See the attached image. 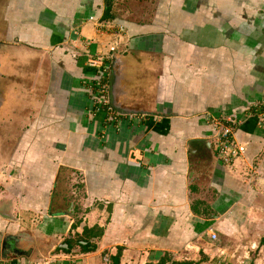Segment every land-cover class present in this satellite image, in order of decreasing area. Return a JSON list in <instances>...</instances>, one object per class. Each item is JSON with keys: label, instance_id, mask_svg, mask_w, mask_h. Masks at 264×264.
<instances>
[{"label": "crops", "instance_id": "crops-1", "mask_svg": "<svg viewBox=\"0 0 264 264\" xmlns=\"http://www.w3.org/2000/svg\"><path fill=\"white\" fill-rule=\"evenodd\" d=\"M109 46L118 122L90 96ZM227 115L245 145L228 167L207 124ZM256 237L264 0H0V264H104L117 247L119 264H264Z\"/></svg>", "mask_w": 264, "mask_h": 264}, {"label": "built area", "instance_id": "built-area-1", "mask_svg": "<svg viewBox=\"0 0 264 264\" xmlns=\"http://www.w3.org/2000/svg\"><path fill=\"white\" fill-rule=\"evenodd\" d=\"M114 50L113 46H109L107 54L97 56V58L90 63L92 67L96 68V72L93 76L94 90L90 94L93 103L97 108H103L106 112L105 119L109 122H118V113H115L108 102V85L106 81L107 70L109 69L108 57L109 53ZM106 60L103 64L102 61ZM260 117V122H261ZM238 123L235 116L227 115L218 118H212L208 121L210 136L214 141L215 155L218 161L228 167L231 162L244 152V144L238 143L233 138V131ZM210 239H214L215 235L211 233ZM104 264H107L108 260L105 257Z\"/></svg>", "mask_w": 264, "mask_h": 264}, {"label": "trees", "instance_id": "trees-1", "mask_svg": "<svg viewBox=\"0 0 264 264\" xmlns=\"http://www.w3.org/2000/svg\"><path fill=\"white\" fill-rule=\"evenodd\" d=\"M100 236V231L97 229V227H91V228H86L83 227L80 234L76 236V243L78 244L79 248L83 252H88L92 251L95 248V245L93 243H89L90 238H95ZM119 251L120 249L117 247L115 249V253L111 256L108 257V262L107 264H119L118 258H119ZM165 260H168L166 258L160 259L156 264H164ZM146 264H151V263H146ZM169 264H191L190 262L187 261H170Z\"/></svg>", "mask_w": 264, "mask_h": 264}, {"label": "rangeland", "instance_id": "rangeland-1", "mask_svg": "<svg viewBox=\"0 0 264 264\" xmlns=\"http://www.w3.org/2000/svg\"><path fill=\"white\" fill-rule=\"evenodd\" d=\"M255 246L253 244L249 254H248V258L250 259H255V258H262V251L261 250V247H263L262 245H264V241H261V240H258V238L256 237V240H255ZM115 252V251H114Z\"/></svg>", "mask_w": 264, "mask_h": 264}, {"label": "water", "instance_id": "water-1", "mask_svg": "<svg viewBox=\"0 0 264 264\" xmlns=\"http://www.w3.org/2000/svg\"><path fill=\"white\" fill-rule=\"evenodd\" d=\"M64 247H66V245H64Z\"/></svg>", "mask_w": 264, "mask_h": 264}]
</instances>
